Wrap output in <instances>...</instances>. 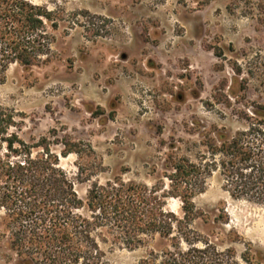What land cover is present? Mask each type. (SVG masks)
<instances>
[{
    "label": "rangeland",
    "instance_id": "374dc122",
    "mask_svg": "<svg viewBox=\"0 0 264 264\" xmlns=\"http://www.w3.org/2000/svg\"><path fill=\"white\" fill-rule=\"evenodd\" d=\"M28 1L58 24L48 25L51 55L40 66L12 65L0 106L22 140L46 141L80 198L117 177L168 186L177 160L199 162L218 134L261 120L264 0ZM223 186L215 173L193 199V229L238 258L249 245L264 253V207ZM168 209L182 215L179 200ZM9 239L0 211V264H20ZM167 244L107 248L105 264H143Z\"/></svg>",
    "mask_w": 264,
    "mask_h": 264
},
{
    "label": "trees",
    "instance_id": "16d2710c",
    "mask_svg": "<svg viewBox=\"0 0 264 264\" xmlns=\"http://www.w3.org/2000/svg\"><path fill=\"white\" fill-rule=\"evenodd\" d=\"M48 25L58 28L45 8L0 0V85L12 65L47 62L54 42ZM259 115L260 121L234 136L218 134L199 162L177 160L168 186L117 177L104 185L93 182L82 199L46 141L22 140L12 132L14 114L0 106V211L10 249L20 264H105L107 248L133 251L159 237L167 246L143 264H264V253L252 245L238 258L193 229V199L215 173L232 198L264 207V112ZM169 199L181 202L182 215L168 209Z\"/></svg>",
    "mask_w": 264,
    "mask_h": 264
}]
</instances>
